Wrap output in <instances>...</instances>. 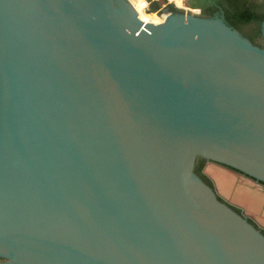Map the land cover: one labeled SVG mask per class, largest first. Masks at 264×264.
I'll use <instances>...</instances> for the list:
<instances>
[{"label":"water","instance_id":"1","mask_svg":"<svg viewBox=\"0 0 264 264\" xmlns=\"http://www.w3.org/2000/svg\"><path fill=\"white\" fill-rule=\"evenodd\" d=\"M0 0V264H264V0Z\"/></svg>","mask_w":264,"mask_h":264},{"label":"trees","instance_id":"2","mask_svg":"<svg viewBox=\"0 0 264 264\" xmlns=\"http://www.w3.org/2000/svg\"><path fill=\"white\" fill-rule=\"evenodd\" d=\"M225 1H229V2H234V3H238V4H242V5H247V6H251V7H255V8H261V0H225ZM160 5H165V7L169 10V11H179V9L172 3H166L165 0H159L158 1ZM220 5L223 6V0H219ZM193 6H196L195 4H191ZM136 10L138 11V13L140 14V16L146 20H150V21H155V22H160L161 20L156 16V13H148L145 12L141 1H139L138 3H136V5L134 4ZM150 12L152 10H149ZM202 13L205 15L204 10H202ZM155 14V15H154Z\"/></svg>","mask_w":264,"mask_h":264},{"label":"built area","instance_id":"3","mask_svg":"<svg viewBox=\"0 0 264 264\" xmlns=\"http://www.w3.org/2000/svg\"><path fill=\"white\" fill-rule=\"evenodd\" d=\"M159 1V0H157ZM166 3H172L174 4L178 9H181L185 12H194V13H200L202 10H197L196 6L191 5L188 3L187 0H165ZM150 2L151 0H142L141 4L145 12L150 8ZM157 11L155 12L158 16H166V12L163 11L161 8L156 9Z\"/></svg>","mask_w":264,"mask_h":264},{"label":"rangeland","instance_id":"4","mask_svg":"<svg viewBox=\"0 0 264 264\" xmlns=\"http://www.w3.org/2000/svg\"><path fill=\"white\" fill-rule=\"evenodd\" d=\"M132 2H134V4L136 5V3H138L140 0H131ZM165 6V5H163ZM149 10H152L151 12ZM157 10L155 8L151 7V2H150V8L147 10L148 13H155ZM155 15V14H154ZM160 20H162V16H158L156 15Z\"/></svg>","mask_w":264,"mask_h":264},{"label":"flooded vegetation","instance_id":"5","mask_svg":"<svg viewBox=\"0 0 264 264\" xmlns=\"http://www.w3.org/2000/svg\"><path fill=\"white\" fill-rule=\"evenodd\" d=\"M213 4L220 5L219 0H209ZM192 4H195L194 0H190ZM0 260H3V258H0Z\"/></svg>","mask_w":264,"mask_h":264},{"label":"crops","instance_id":"6","mask_svg":"<svg viewBox=\"0 0 264 264\" xmlns=\"http://www.w3.org/2000/svg\"><path fill=\"white\" fill-rule=\"evenodd\" d=\"M140 1H142V0H140ZM187 1H188V3L192 4V3L190 2V0H187Z\"/></svg>","mask_w":264,"mask_h":264},{"label":"bare ground","instance_id":"7","mask_svg":"<svg viewBox=\"0 0 264 264\" xmlns=\"http://www.w3.org/2000/svg\"><path fill=\"white\" fill-rule=\"evenodd\" d=\"M133 4H134V2H133ZM139 15H140V14H139ZM163 16H164V15H163ZM163 16H162V17H163ZM145 20H146V19H145ZM161 21H163V20H161ZM161 21H160V22H161Z\"/></svg>","mask_w":264,"mask_h":264}]
</instances>
